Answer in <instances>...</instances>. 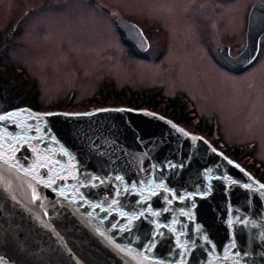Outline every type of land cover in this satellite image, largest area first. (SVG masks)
Here are the masks:
<instances>
[{"label": "water", "instance_id": "obj_1", "mask_svg": "<svg viewBox=\"0 0 264 264\" xmlns=\"http://www.w3.org/2000/svg\"><path fill=\"white\" fill-rule=\"evenodd\" d=\"M0 117V264H264V187L200 135L123 106Z\"/></svg>", "mask_w": 264, "mask_h": 264}, {"label": "rangeland", "instance_id": "obj_2", "mask_svg": "<svg viewBox=\"0 0 264 264\" xmlns=\"http://www.w3.org/2000/svg\"><path fill=\"white\" fill-rule=\"evenodd\" d=\"M247 1L95 0L102 13L85 0H0V70L26 77L40 109L114 99L104 97L109 86L182 98L202 120L203 136L225 153L254 145L264 166V57L241 75L218 62L221 44L243 41ZM115 15L150 31L148 51L133 50Z\"/></svg>", "mask_w": 264, "mask_h": 264}, {"label": "trees", "instance_id": "obj_3", "mask_svg": "<svg viewBox=\"0 0 264 264\" xmlns=\"http://www.w3.org/2000/svg\"><path fill=\"white\" fill-rule=\"evenodd\" d=\"M10 73V75L4 76L2 70H0V87L5 90L4 86H6V91L9 96V99L5 100V110L19 106H28L38 111L54 110L52 108L48 109L47 107H45V109H40L41 106L37 105L36 96H38V93L34 90V85L26 77H18L19 75L17 76L16 72L11 71ZM111 87L112 86L105 88L104 97L110 94L113 95L114 99L109 100L108 98H101L100 101L96 98L92 99V101L88 99L87 103H82L81 106H72L68 100L65 101V104H61L64 105L63 107L57 110L86 111L89 110L91 105L92 108L127 106L135 109H148L172 120L175 124L183 127L189 132L202 135V131H204L202 120L197 118L194 109L189 107L182 98L178 100L177 103H174L171 98L162 95L159 90L147 89L144 91H130L129 88L125 87L119 90L111 89ZM120 94H122V98ZM21 95L22 97H19ZM26 101L29 105L26 104ZM205 138L217 151L222 152L226 157L236 162L264 185V166L254 157V146L246 145V148H234L232 152L225 153V150L221 146H218L217 141L215 142L207 137Z\"/></svg>", "mask_w": 264, "mask_h": 264}, {"label": "flooded vegetation", "instance_id": "obj_4", "mask_svg": "<svg viewBox=\"0 0 264 264\" xmlns=\"http://www.w3.org/2000/svg\"><path fill=\"white\" fill-rule=\"evenodd\" d=\"M93 1V2H92ZM95 0H85L90 7L98 8L100 10V6L94 2ZM222 1V0H220ZM229 1H235V0H229ZM246 11H245V24H244V34H243V41L241 43H238L237 45H229V44H221L218 47V55H219V63L225 68V70L229 71L233 75H241L243 73H247L248 70L252 69L256 65H260L262 63L264 57V45H263V39H264V0H248L246 2ZM100 12L104 13L100 10ZM121 18L125 20L126 22L132 23L136 29L135 33L138 37L144 38L146 40V43L143 42V46L147 45V48L145 50H139L136 45L128 40V35L117 23L116 19ZM114 21V27L118 29L119 33L122 35L124 40L131 45L133 50L136 52L142 54L149 50L150 48V42L148 34L150 31H147L146 33L143 31V29L138 25V22H136L133 18H129V16H117L113 18ZM214 23H216L213 20ZM139 30V31H138ZM253 35V37H256L255 39V52L254 49L251 51L254 52L253 56L248 55L245 59L242 57L244 53L248 50L247 44L249 40V36ZM252 52V53H253ZM223 54V57H222ZM240 57L241 60H238V62H235V64H232L229 62L233 58ZM228 60V61H227ZM217 61V60H216ZM218 64V63H217ZM219 65V64H218Z\"/></svg>", "mask_w": 264, "mask_h": 264}, {"label": "snow or ice", "instance_id": "obj_5", "mask_svg": "<svg viewBox=\"0 0 264 264\" xmlns=\"http://www.w3.org/2000/svg\"><path fill=\"white\" fill-rule=\"evenodd\" d=\"M0 119H3L2 117H0ZM261 187H264V185H262Z\"/></svg>", "mask_w": 264, "mask_h": 264}]
</instances>
